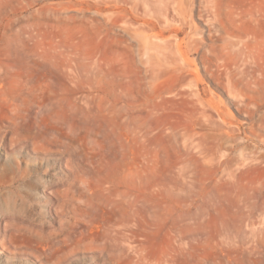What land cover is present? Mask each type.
Wrapping results in <instances>:
<instances>
[{
  "label": "rangeland",
  "instance_id": "obj_1",
  "mask_svg": "<svg viewBox=\"0 0 264 264\" xmlns=\"http://www.w3.org/2000/svg\"><path fill=\"white\" fill-rule=\"evenodd\" d=\"M117 1L0 0V264H264V165L176 152L182 107L140 87Z\"/></svg>",
  "mask_w": 264,
  "mask_h": 264
},
{
  "label": "bare ground",
  "instance_id": "obj_2",
  "mask_svg": "<svg viewBox=\"0 0 264 264\" xmlns=\"http://www.w3.org/2000/svg\"><path fill=\"white\" fill-rule=\"evenodd\" d=\"M111 4L109 0V19L120 14ZM116 7L130 12L121 15L120 22L131 35L129 50L137 52L136 77L145 95L182 107L172 110L178 121L165 129L176 152L230 176L263 166L264 111L250 92L264 82V3L118 0ZM195 19H204L208 30L202 31ZM194 57L201 68L193 66ZM205 82L232 99L248 122L234 120L227 103L219 101ZM122 87L117 98L138 97L132 84L124 82Z\"/></svg>",
  "mask_w": 264,
  "mask_h": 264
}]
</instances>
